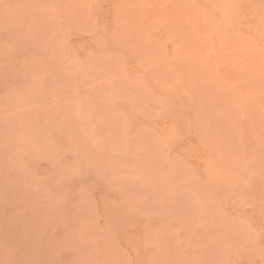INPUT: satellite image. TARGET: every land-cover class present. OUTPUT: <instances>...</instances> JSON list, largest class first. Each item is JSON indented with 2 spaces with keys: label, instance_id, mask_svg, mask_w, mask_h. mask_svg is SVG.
<instances>
[{
  "label": "rangeland",
  "instance_id": "obj_1",
  "mask_svg": "<svg viewBox=\"0 0 264 264\" xmlns=\"http://www.w3.org/2000/svg\"><path fill=\"white\" fill-rule=\"evenodd\" d=\"M0 264H264V0H0Z\"/></svg>",
  "mask_w": 264,
  "mask_h": 264
}]
</instances>
